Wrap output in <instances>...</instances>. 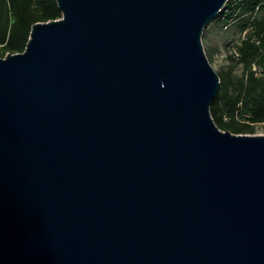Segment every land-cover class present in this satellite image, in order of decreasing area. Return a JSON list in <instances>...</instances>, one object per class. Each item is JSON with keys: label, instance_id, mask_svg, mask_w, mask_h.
I'll return each mask as SVG.
<instances>
[{"label": "water", "instance_id": "obj_1", "mask_svg": "<svg viewBox=\"0 0 264 264\" xmlns=\"http://www.w3.org/2000/svg\"><path fill=\"white\" fill-rule=\"evenodd\" d=\"M0 57V264H264V135L210 118L229 0H55Z\"/></svg>", "mask_w": 264, "mask_h": 264}, {"label": "trees", "instance_id": "obj_2", "mask_svg": "<svg viewBox=\"0 0 264 264\" xmlns=\"http://www.w3.org/2000/svg\"><path fill=\"white\" fill-rule=\"evenodd\" d=\"M229 1L217 17L228 20L229 10L232 15L241 9L247 18L239 32L245 33L234 45L237 55L229 56L234 65L216 73L219 87L209 113L219 130L252 135L254 125H264V0H241L232 8ZM60 18L55 0H0V57L23 52L33 24ZM253 64L260 76L254 74ZM237 65L241 73L236 76L232 69Z\"/></svg>", "mask_w": 264, "mask_h": 264}, {"label": "rangeland", "instance_id": "obj_3", "mask_svg": "<svg viewBox=\"0 0 264 264\" xmlns=\"http://www.w3.org/2000/svg\"><path fill=\"white\" fill-rule=\"evenodd\" d=\"M241 0H231L227 6H238ZM227 14V13H226ZM247 18L242 13L241 9H237L231 15L229 10V19L213 18L210 20L201 33V45L208 62H210L213 70L217 72L226 71L230 66L234 65L229 56L232 47H234L236 40L242 33L239 32L240 26ZM234 75L241 73V66H234L232 69ZM254 133L252 135H264V125L256 124L253 127Z\"/></svg>", "mask_w": 264, "mask_h": 264}, {"label": "built area", "instance_id": "obj_4", "mask_svg": "<svg viewBox=\"0 0 264 264\" xmlns=\"http://www.w3.org/2000/svg\"><path fill=\"white\" fill-rule=\"evenodd\" d=\"M230 54H232V55H237V51H236V48L235 47H232V49H231V51H230ZM252 70H253V72H254V74L256 75V76H260L261 74V70H260V68L256 65V64H253L252 65Z\"/></svg>", "mask_w": 264, "mask_h": 264}]
</instances>
